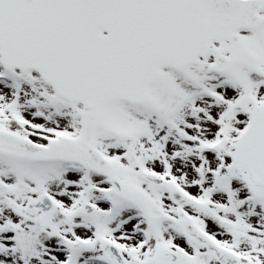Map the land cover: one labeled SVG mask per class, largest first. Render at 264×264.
Returning <instances> with one entry per match:
<instances>
[{"label":"snow or ice","instance_id":"6c2138e0","mask_svg":"<svg viewBox=\"0 0 264 264\" xmlns=\"http://www.w3.org/2000/svg\"><path fill=\"white\" fill-rule=\"evenodd\" d=\"M0 264H264V0H0Z\"/></svg>","mask_w":264,"mask_h":264}]
</instances>
